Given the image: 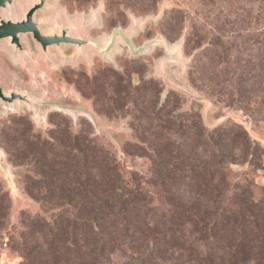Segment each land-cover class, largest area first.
Instances as JSON below:
<instances>
[{
	"label": "trees",
	"instance_id": "1",
	"mask_svg": "<svg viewBox=\"0 0 264 264\" xmlns=\"http://www.w3.org/2000/svg\"><path fill=\"white\" fill-rule=\"evenodd\" d=\"M159 2L108 0L107 9L117 16L126 8L143 13ZM258 5L254 14L264 15V0ZM174 14L169 9L163 20ZM192 28L187 48L195 40L208 43L190 76L204 81L217 102L262 119L264 26L245 38ZM85 78L92 95L104 92L99 79ZM115 78L119 84L106 78L113 91L108 97L121 101L119 108L135 102L129 81ZM142 87L131 114L138 148L151 161L148 174L127 175L91 128L74 130L68 121L43 134L28 114L0 126V145L21 167L23 189L46 213L29 218L42 226L49 245L34 253L28 232L5 236L9 197L0 194V244L8 238L21 253L20 264H115L116 253L122 264H264V190L246 177L249 168L264 169L263 145L238 121L208 128L199 112L177 113L168 97L161 101V89L151 101Z\"/></svg>",
	"mask_w": 264,
	"mask_h": 264
},
{
	"label": "rangeland",
	"instance_id": "2",
	"mask_svg": "<svg viewBox=\"0 0 264 264\" xmlns=\"http://www.w3.org/2000/svg\"><path fill=\"white\" fill-rule=\"evenodd\" d=\"M261 1L160 0L156 9L150 12L139 13L126 8L123 15L117 16L115 11H108V0H91L88 6H78L75 0H50L46 14L55 17L62 24L80 23L83 25L81 34L88 38L105 40L115 29L129 31L135 28L136 35L131 38L134 51L120 39L117 50L110 57H104L96 49L89 47L84 57L64 59L53 53L46 60L40 54L24 58L8 44L1 42L0 73L7 85L34 90L39 98L57 100L82 110L74 112L55 106L38 109L29 105L8 110L0 105V126L12 116L28 114L35 130L43 134L56 124L65 127L64 123L68 121L74 130L91 128L94 135L109 144L127 175L148 174L151 171V161L142 156L138 148L141 143L135 137L132 126L134 117L131 114L137 111L136 100L142 97V86L146 84L151 101L161 89V101L168 97L177 106L175 112L185 115L186 112L195 110L201 114L208 128L238 121L264 147V117L254 119L217 102L203 85L204 81L190 76L191 68L195 64L200 65L195 61L199 58L201 46H197L196 40L188 48L186 44L192 27L207 36L221 32L245 38L247 34L264 26V15L254 14ZM19 2L24 9L32 0ZM173 8V20H163L166 12ZM202 39L199 38L198 42ZM207 43L208 39L204 45ZM25 44L37 50L26 41ZM85 77L96 78L103 83L104 92L100 97L92 95L83 86ZM107 77L109 81H114L115 77L128 80L134 89L135 102H128L119 108L122 102L117 103L114 101L116 98L112 99L107 95L108 92H113L106 82ZM136 89H141L142 92L137 94ZM244 169L235 167L239 172ZM248 172L246 177L249 182L257 184L254 188L264 190L263 167L249 168ZM20 173L21 167L11 161L7 150L0 145V194L3 191L8 195L10 208L5 236L9 238L12 234L28 232L30 248L37 253L42 246L43 250H47L49 245L42 226L38 223L33 225L29 218L46 213L38 201L23 189ZM1 209L2 206L0 212ZM22 221L30 229H25ZM8 238L4 240V244H0V264H20L23 261L21 253L14 245H9ZM124 261L120 253L114 255L115 264H122Z\"/></svg>",
	"mask_w": 264,
	"mask_h": 264
},
{
	"label": "water",
	"instance_id": "3",
	"mask_svg": "<svg viewBox=\"0 0 264 264\" xmlns=\"http://www.w3.org/2000/svg\"><path fill=\"white\" fill-rule=\"evenodd\" d=\"M50 0H32L24 8L19 0H0V43L10 46L15 53L24 58L34 54L42 55L48 60L55 53L60 58L84 57L87 48L92 47L104 57H110L117 50V43L123 40L131 51H134L132 37L136 29L129 31L115 29L105 40L88 38L81 34L83 25L77 22L62 24L55 17L46 14ZM20 8V10H19ZM32 44L33 47H27ZM0 105L8 110L21 108L24 105L41 109L55 106L60 109L77 112L81 108L65 105L57 100L39 98L34 90L24 89L15 85H7L0 73Z\"/></svg>",
	"mask_w": 264,
	"mask_h": 264
}]
</instances>
